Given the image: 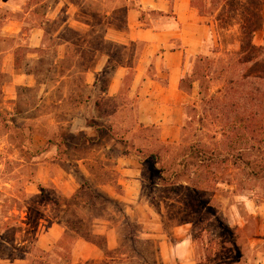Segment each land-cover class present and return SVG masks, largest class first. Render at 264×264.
<instances>
[{
	"label": "rangeland",
	"instance_id": "rangeland-1",
	"mask_svg": "<svg viewBox=\"0 0 264 264\" xmlns=\"http://www.w3.org/2000/svg\"><path fill=\"white\" fill-rule=\"evenodd\" d=\"M195 7L210 27L208 54L182 84L190 98L179 140L161 143L157 129L136 126L134 100L109 124L95 119L92 89L81 86L96 53L113 52L106 29L124 26L128 0H0V264L25 251L29 264H72L79 237L104 246L95 222L118 229L119 247L102 262L82 264H180L173 250L187 241L189 264H264V177L250 173L264 170V55L238 58L250 13L258 25L252 44L264 46V4L206 0ZM101 103L105 113L115 110L112 100ZM102 126L112 135L100 129L94 138L106 139L107 152L100 141L85 143ZM230 151L235 165L221 158ZM128 153L141 157L139 204L115 199L122 193L115 163L103 176L100 164L92 166L97 154L116 160ZM204 153L210 163L199 161ZM83 158L89 162L79 165ZM102 182L113 197L98 192ZM47 218L68 226L50 253L34 242Z\"/></svg>",
	"mask_w": 264,
	"mask_h": 264
},
{
	"label": "crops",
	"instance_id": "crops-1",
	"mask_svg": "<svg viewBox=\"0 0 264 264\" xmlns=\"http://www.w3.org/2000/svg\"><path fill=\"white\" fill-rule=\"evenodd\" d=\"M128 1V17L124 26L106 29L105 41L112 46L110 48L113 52L96 53V63H92V71L82 75L81 86L92 89V114L96 120L103 115L104 121L109 120L111 124L116 116L128 112L130 106L125 103L134 100L132 107L138 128L157 129L161 143L177 142L185 124L190 98L182 90V81L190 73L194 61L208 54L210 27L195 7L196 2L206 0ZM143 15L147 20H142ZM34 47L40 48V44ZM106 100H112L115 105V110L109 113L110 115L104 111L107 104L101 103ZM109 127L92 128V142L87 139L86 145L98 144L100 138L94 137L99 134L100 129L111 136L113 130ZM135 131L136 129H133L132 132ZM100 143H104L106 149H103V152H107L110 145H107L106 139ZM88 162L89 160L83 158L78 163L81 165ZM94 163L100 164L102 176L106 171L111 172L115 163L114 182L122 191L115 199L125 204H139L142 193L140 156L128 153L112 160L106 154H97L95 158L92 157V166ZM82 167L85 169V166ZM83 177H88L85 171ZM96 187L98 192L113 197L109 183H98ZM63 194L70 195L67 191ZM65 208L66 206H63L61 209ZM137 209L142 210V207ZM47 219L50 222L47 221L45 227L44 221H40V230L34 242L36 248L50 253L64 240L68 226L59 218ZM95 223L96 228L104 231L94 230L93 235L103 236L104 246L100 247L94 241L79 237L72 246V264L102 262L108 259L109 253H116L121 240L118 229L108 227L107 222ZM41 228H44V231ZM28 242L18 244L16 241L15 244L25 247ZM187 247L188 241L182 242L173 250L180 264L190 262ZM29 257L31 254L25 251L24 257H16L4 264H29Z\"/></svg>",
	"mask_w": 264,
	"mask_h": 264
},
{
	"label": "trees",
	"instance_id": "trees-1",
	"mask_svg": "<svg viewBox=\"0 0 264 264\" xmlns=\"http://www.w3.org/2000/svg\"><path fill=\"white\" fill-rule=\"evenodd\" d=\"M223 2H227V0H222ZM257 2L260 4H264V0H257ZM250 5V4H249ZM248 16V17H247ZM246 17L247 19H245L246 21V26L243 27V29L245 30V35L247 36L246 38V42H248V44H243L242 45V52L240 54V56H238L239 61L243 62V63H251V62H255L258 60V56H255L254 53L256 52H260L264 55V46L263 47H256L252 44V37L254 36L255 32L258 29V25L255 24V22L253 21L254 19V14H248ZM250 18V19H249ZM249 19V20H248ZM246 27H250L249 31L246 30ZM184 80L182 81L183 84ZM182 87V86H181ZM238 154H242L241 156H245L244 153L242 151H237ZM207 154H203L202 156H200L199 161L201 163H210L213 159L211 157H206ZM232 157V158H230ZM233 151H230L229 154L227 155H223L221 154V158L223 159V163L227 164V163H232L233 165L236 164L235 160H233ZM242 161V160H241ZM263 173L261 172H257L256 169H252L250 170V173L257 178H261L264 177V170H262Z\"/></svg>",
	"mask_w": 264,
	"mask_h": 264
}]
</instances>
